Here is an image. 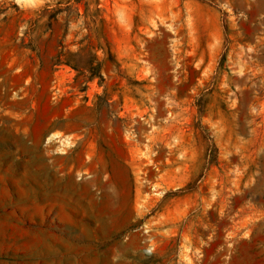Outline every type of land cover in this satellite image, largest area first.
<instances>
[{"label":"rangeland","instance_id":"374dc122","mask_svg":"<svg viewBox=\"0 0 264 264\" xmlns=\"http://www.w3.org/2000/svg\"><path fill=\"white\" fill-rule=\"evenodd\" d=\"M0 264H264V0H0Z\"/></svg>","mask_w":264,"mask_h":264}]
</instances>
